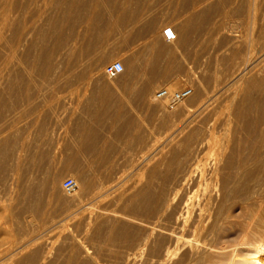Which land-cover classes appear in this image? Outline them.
Segmentation results:
<instances>
[{
  "label": "rangeland",
  "instance_id": "obj_1",
  "mask_svg": "<svg viewBox=\"0 0 264 264\" xmlns=\"http://www.w3.org/2000/svg\"><path fill=\"white\" fill-rule=\"evenodd\" d=\"M0 1L5 2L0 4V21H5L0 22V53H5L4 58L0 55V77L5 74L0 82V264H126L134 248L127 245L124 236H139L141 216L135 213L139 216L135 218L127 212L125 200L112 205L109 197L105 204H95L94 191L86 186L105 175L121 180L119 195L139 191L154 161L162 160L151 147L153 142L162 141L174 125L181 126L188 111L195 109L200 90L210 93L216 80H229L239 67L264 65V0ZM168 26L178 33L173 42L165 41L162 35ZM158 58L163 65H149ZM117 61L123 63L125 72L109 79L104 69ZM100 64L101 77L96 78ZM247 77L250 80L231 87L215 102L212 109L217 115L229 113L233 117L245 96L253 103L263 102L254 74ZM185 88L192 90L191 95L172 109L156 98L161 89L176 92ZM144 89L149 91L143 99L140 95ZM97 110L105 113L98 123L92 120ZM259 113L253 117L258 118ZM177 119L180 122L175 123ZM88 126L94 127L97 136L85 141ZM234 131L230 139H244ZM255 137L244 139V145L241 142V156L252 159L253 151L256 154L259 146L264 148V142L258 145ZM82 178L89 181L85 184ZM66 179L77 183L74 192L62 189ZM263 180L264 167L257 168L246 180L248 191L261 194ZM261 191L263 194L264 189ZM72 195L79 199L78 207L71 204ZM241 203L229 209L214 243L198 263L264 264V203ZM112 210L119 213L110 220L105 213ZM115 233L116 242L111 239Z\"/></svg>",
  "mask_w": 264,
  "mask_h": 264
},
{
  "label": "bare ground",
  "instance_id": "obj_2",
  "mask_svg": "<svg viewBox=\"0 0 264 264\" xmlns=\"http://www.w3.org/2000/svg\"><path fill=\"white\" fill-rule=\"evenodd\" d=\"M77 1H79V0H77ZM81 1L82 0H80V2ZM2 2L5 4L4 1H2ZM14 2H13V4H14ZM17 2H18V0H17ZM26 4H27V1H26ZM53 4L54 3H52V5ZM98 4L100 6L102 5L100 3H98ZM4 7H5V5H4ZM8 7H9V5H8ZM8 10H6V12ZM35 10H37V8ZM45 12H46V10H45ZM100 13H98V15ZM20 14H21V12H20ZM67 14H68V11H67ZM9 15H10V13H9ZM9 15H8V17H9ZM94 16L97 17V14L94 15V13H93V17ZM10 17H13V16L10 15ZM32 17H34V16H32ZM96 17H94V18H96ZM15 18H17V17H15ZM97 19H100V18H97ZM0 20H1V18H0ZM18 20H20V19H18ZM27 20H28V18H27ZM90 20H92V18H90ZM35 21H37V20H35ZM93 21L96 23L95 20H93ZM0 22L4 23L5 21L4 22L3 21H0ZM16 22H18V21H16ZM88 22H87V24H88ZM90 23H93V22H90ZM5 24L7 25V23H5ZM64 24H65V22H64ZM14 25H16V24H14ZM16 26H15V28H16ZM53 26H55V25H53ZM64 26H66V25H64ZM38 27H40V26H38ZM87 27H89V25H87ZM90 27H92V24H91ZM7 28H9V27H7ZM57 28L55 27V29H57ZM50 29H51V27H50ZM17 30H18V28H17ZM30 30H32V29H30ZM19 31H20V28H19L18 32ZM175 31H177V30H175ZM52 32H53V28H52ZM52 32H50V33L53 34ZM18 34H16V35H18ZM56 34H58V33H56ZM176 34L178 36V33L177 32H176ZM2 35L4 36V34H2ZM43 35H45V34H43ZM3 36H2V38H3ZM13 36H15V35L13 34ZM9 37H12V36L10 35ZM24 37H25V35H24ZM14 39H15V37H14ZM22 39H23V37H22ZM36 39H38V38H36ZM7 41H6V43H7ZM9 41H11V40H9ZM25 42H27V41H25ZM25 42L23 44H25ZM43 43H45V42H43ZM7 44H9V43H7ZM69 44H70V42H69ZM20 47H22V46L20 45ZM20 47H19V49H21ZM35 47L36 46H34V48ZM41 47H43V45ZM7 48H8V46H7ZM9 50H10V48L8 49V51ZM37 50H38V48H37ZM41 50H42V48H41ZM16 51H17V49H16ZM44 51L46 52L45 49H44ZM37 52L35 51L34 54H36ZM16 53H18V52H16ZM46 53H45V55H47V56H45L44 54H42V55H44L45 57H48V55H50V54H48V53L46 54ZM88 53L89 52H87V54ZM0 55H1V53H0ZM4 55H5V53H4ZM4 55H1V56H3V58H4ZM11 55H10V57H11ZM42 55H40V56H42ZM7 56H8V54H7ZM53 56H55V55H53ZM5 59H6V57H5ZM33 59H34V57H33ZM46 60L48 61L49 59H46ZM3 61H4V59H3ZM51 61H53V60H51ZM51 61H49V62L52 63ZM103 64L102 65L101 64L98 65V66H100V68L96 72L97 74L95 73V75H96L95 77L96 78H100L101 77L100 70H101V67L103 66ZM32 66H33V64H32ZM35 66L36 65H34V67ZM42 66H44V65H42ZM243 66H245V65H242L241 67H243ZM250 66H252L251 69H249L247 72H245ZM54 68H56V67H54ZM54 68H52V69H54ZM60 68H61V66H60ZM80 68H78V70ZM146 68H148V67H146ZM0 69H1V67H0ZM37 69H34V70H37ZM40 69H41V67H40ZM66 69H68V68H66ZM71 69H72V67H71ZM71 69L69 68V70H68L69 74L71 72L70 71ZM82 69H83V67L80 70H82ZM88 69H89V67H88ZM88 69H86V70H88ZM132 69L134 70L135 69V66ZM7 70H9V69H7ZM84 70H82V71L84 72ZM66 71H64V72H66ZM68 72L66 74H68ZM123 72H125V69L123 70ZM58 73H57V75H58ZM251 73H252V75L254 74V76H255V79H253L255 81V83H257L255 85H258L259 90L261 91V93L263 95L261 99L264 98V65H261V64L260 65H248V66H245V68H240L239 67V69L237 70L236 74H234L233 76H230L231 77L230 79L227 77L229 80L225 79V82H218L216 80L215 83L213 82L214 85H212L213 86V89L211 90V92L208 90L210 93H207V92H204V91H201V90H200V92L198 91L199 93L198 92L197 93L199 94V97L198 96L195 97L196 99H198L196 101L195 109L192 110V111H188V114L186 115V118H184L185 119L184 122H182L183 121L182 120L181 121L182 124L180 123L181 126H179V123H178V125H174L173 124L174 125L173 127H171L172 125H170L171 130L168 129L169 131L166 134H164L165 136L164 137L162 136L163 137V140L162 141L161 140H155L154 139L155 142H153V145L151 147L155 151L156 156L158 155V157H161L162 160L160 162H158V163L156 161L160 160V158L158 160L154 161L156 164L152 168L150 176H149V174H148L149 177L146 176L147 177V180H146V177L144 178L146 181L144 183H142V185L140 184L141 188H139V186H138L139 191H137L136 193L134 192L135 194L133 193L132 195L131 194L128 195V193L126 191L120 193V195L117 194L118 191H119V189H120V186L119 185L121 183V180H119V179L112 180L113 179L112 176H111L112 179L110 177H108V176L104 177L105 176L104 174H106V172H107V174H109L108 171H106L105 173L103 172V175H104L103 177L101 176V177L98 178V180L91 182L89 185L87 184L88 186H86V187H90L94 191V197H92V198H94L95 204H101L105 199H107L109 197L111 198V204L112 205H116L120 201L122 202V201L125 200L126 203L129 206V210H126V211L127 212L128 211H131V213L133 215L135 213H137L139 216H141V221H140L141 224H140V227H139V230H140L139 236H135V237L130 236L131 238L129 236H124L125 237V240L127 241L126 243H128L127 245L128 246L131 245V247L134 248V249H131L134 252L131 251L133 255L130 256L129 258H127L126 264H197L201 260L202 256L206 253V251L208 250V248L211 246V244L214 243V241L216 239L215 237H216V235H217V233L219 231V228L222 225V223L224 222V220L226 218V215L228 214V211H229V209H231V207H233V206L235 207L238 201L240 203L242 202L243 204L244 203H257V204L264 203V193L262 194V191H261L262 189H264V187L262 188L261 185H260L259 186V189H261V188L262 189L261 190L258 189V190H259V193L261 192V194H257V192H256L257 189L256 190L254 189L255 188L254 185H253L254 186L253 190H255L256 193H251V190H252L251 188H250L251 190L249 192L248 191V188H247L248 186H246V180L248 179V176L251 177V175L255 173V171L257 170V168L264 167V150H263L264 148H262V146H259L260 150L257 149L256 154L253 151L252 153H253L254 157L253 158L251 157L252 159H250V157L249 158H246L247 156L246 157L241 156V153H242V150H241V147H242L241 142H243L242 144L244 145V141H246L244 139L250 138L252 135L255 134L257 136V137H255V140L257 139V142L256 143H258V145H260L259 143H263L264 142V100H263V102L261 101L262 103H260V102L259 103H253V102H251V100L249 98H247L245 96L246 99L244 97V101L242 103H240V105L238 106V109L237 110L235 109L236 110V113L234 115H232L233 117H231V115H228L229 113L228 114H225L224 116L223 115H217V113H216L217 110H216V112H214L213 109H212L213 106H214V104H215V102H217L219 99H223V97L222 98H220V97L223 94L228 93V91L230 90L231 87H233V86L235 87L236 85H241L246 80H250V78L252 76L249 75L250 78L248 79L247 75L248 74H251ZM38 74H40V73H38ZM46 74L48 75V73H46ZM66 74L64 73V75H66ZM50 75H48V76H50ZM8 76H9V74H8ZM61 76H63V75H61ZM66 76H64V77H66ZM75 76H77V74H75ZM2 77H0V82L3 81V78ZM28 77H30V76H28ZM33 77H35V76H33ZM83 77H85V76H83ZM107 77H109V76H107ZM112 78H115V77H109V79H112ZM215 78H216V76H215ZM5 79H7V78H5ZM59 79H57V81H59ZM81 79H82V77H81ZM10 80H13V79H10ZM50 80H51V78H50ZM76 80L78 81V79H76ZM68 81H66V82L68 83ZM82 81H84V80L82 79ZM154 81H155V79H154ZM208 81L211 82V80H208ZM74 82H75V79H74ZM9 83H11V82H9ZM62 83H63V81H61V84ZM11 84H13V82ZM64 84H65V82H64ZM245 84H248V83H245ZM253 84H254V82H253ZM59 85H60V83H59ZM237 88H239V87H237ZM240 88H241V86H240ZM128 89H129V86H128ZM250 90H248V92ZM139 91H141V90H139ZM148 91H149V89H144L141 92V95L140 96H142V98L144 99L145 96L148 94ZM5 93H7V92H5ZM229 94L231 95L232 93H229ZM2 95H3V93H2ZM107 95H109V94H107ZM245 95H246V93H245ZM252 95L253 94H251V96ZM109 96H111V95H109ZM109 96L106 97V100H107V98ZM256 96H258V95H256ZM254 100H255V98H254ZM5 103H7V102L5 101ZM231 104H234V103L231 102ZM229 107H232V106H229ZM257 111L260 112L259 113L260 116L258 118H254L253 117V114L255 112H257ZM104 115H105V113L102 114V111H98L97 110V112L94 114L92 120L94 122H96V123L101 122L104 119ZM183 116L185 117V115H183ZM105 119H106V117H105ZM177 122H180V120L178 121V119H177V121H175V123H177ZM172 123H173V120H172ZM170 127H168V128H170ZM233 127L235 129L234 133L236 132V133L243 134V135H241V138L243 136L244 139H241L240 140L239 139L240 137H237L238 138L237 140H233L232 138L231 139L229 138L230 137L229 135L231 134L232 130H234ZM86 131H87V137H85L86 135L84 136L86 138L85 141H87V139L89 137L91 138L94 135H95V137L97 136L96 135L97 132L95 131L94 127H89L88 126V128L86 129ZM249 141H251V140H249ZM252 142H254L253 139H252ZM261 145H263V144H261ZM89 146L92 147V145H89ZM149 146H150V143H149ZM94 148H93V150H94ZM261 148H262L263 151L261 150ZM88 149L90 150V147H88ZM246 149H245V151H247ZM255 150H256V148H255ZM248 151H250V150H248ZM6 154H7V152H6ZM152 157H154V156L152 155ZM256 164H258V165H256ZM146 165H144V166H146ZM117 166H115V168ZM110 169H111V167H110ZM116 169H118V167ZM149 171H150V168H149ZM149 171L147 170V173H150ZM113 172H115V171H113ZM100 175H101V173H100ZM100 175H98V176H100ZM118 176H119V174H118ZM135 177H136V175H135ZM246 177H247V179L244 180V178H246ZM116 178H117V176H116ZM81 180L84 181V183L86 184V181L87 180L85 181L83 178ZM138 182H139V180H138ZM34 183H36V182H34ZM47 186H48V184H47ZM121 186H122V184H121ZM134 187H136V186H134ZM53 189H55V188H53ZM53 189H51V190H53ZM130 190H131V188H130ZM49 191H50V187H49ZM89 192H90V190H89ZM128 192H129V190H128ZM115 195L117 197H115ZM72 196L73 197H71V199L70 198H68V199H70L71 204H74L75 206H77L79 204V199L77 197H75L74 195H72ZM108 204L110 205V202ZM109 205H107V206H109ZM122 205H120V206H122ZM245 205H247V204H245ZM102 206H103V204H102ZM123 206H125V204ZM115 213H117V212H115V211L112 210L111 212L105 213L106 214L105 217L109 218L110 220H113L114 217H116ZM101 214H99V215H101ZM127 215L128 214H126L125 216H127ZM101 216H104V215H101ZM139 216H137V217H139ZM137 217H136V214H135V218H137ZM118 218H119V216H117V218H115V219H118ZM129 218H130V221H131V217H129ZM128 219L126 221H128ZM96 220H98V219L96 218ZM106 220L108 221V219H106ZM138 221H139V219H138ZM94 222H96V221H94ZM135 223H136V221H135ZM138 226L139 225L137 224V229H138ZM128 233L130 234V232H128ZM119 235H121V234H119ZM118 237H121V236H118ZM111 239L113 241H115V242L118 241L117 240V234L116 233L113 234L111 236ZM120 239H122V238H120ZM104 243H106V242H104ZM119 244H120V242H119ZM127 254H128V252H127ZM198 264H200V263H198Z\"/></svg>",
  "mask_w": 264,
  "mask_h": 264
},
{
  "label": "built area",
  "instance_id": "obj_3",
  "mask_svg": "<svg viewBox=\"0 0 264 264\" xmlns=\"http://www.w3.org/2000/svg\"><path fill=\"white\" fill-rule=\"evenodd\" d=\"M162 35L165 41L173 42L177 40V34L173 27H165L162 31ZM105 74L109 77H117L123 73L124 66L120 61L108 64L105 67ZM192 93L189 88L182 89L176 92H169L166 89H161L157 92L156 98L158 100L166 102L169 108H174L177 104L187 99ZM62 189L66 193H72L77 189V183L73 179H66L62 184Z\"/></svg>",
  "mask_w": 264,
  "mask_h": 264
},
{
  "label": "crops",
  "instance_id": "obj_4",
  "mask_svg": "<svg viewBox=\"0 0 264 264\" xmlns=\"http://www.w3.org/2000/svg\"><path fill=\"white\" fill-rule=\"evenodd\" d=\"M181 39L183 40V37H181ZM183 42V41H182ZM163 60L162 58H158L155 61H151L149 62V65H163Z\"/></svg>",
  "mask_w": 264,
  "mask_h": 264
}]
</instances>
